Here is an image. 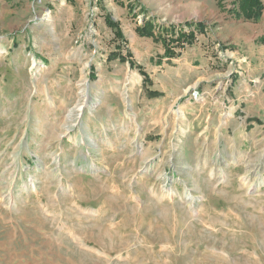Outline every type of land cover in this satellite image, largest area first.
<instances>
[{"label":"rangeland","instance_id":"1","mask_svg":"<svg viewBox=\"0 0 264 264\" xmlns=\"http://www.w3.org/2000/svg\"><path fill=\"white\" fill-rule=\"evenodd\" d=\"M194 1L0 0V264H264V11Z\"/></svg>","mask_w":264,"mask_h":264},{"label":"trees","instance_id":"2","mask_svg":"<svg viewBox=\"0 0 264 264\" xmlns=\"http://www.w3.org/2000/svg\"><path fill=\"white\" fill-rule=\"evenodd\" d=\"M234 6L230 9V14L235 19H241L244 21H253L256 22L260 20L264 11V3L262 0H236V3L233 4ZM130 9V8H129ZM132 10V9H130ZM107 23L110 26H113L115 30V35L120 37V31L117 29V25L114 24L110 17L107 18ZM138 34L142 36L148 37H155L157 40H160L164 46V55L165 57H173L176 56L177 53L174 52V49L169 48V43L175 42L179 44L182 40L190 41L192 39V34L185 35L184 33H178L177 37H171L168 40L162 39L159 35H154L152 27L149 23H143L142 26L137 27ZM259 42L264 43V35L259 38ZM120 60H125L120 58ZM130 65L133 66L134 64L130 62ZM145 75V73H143ZM146 76V75H145Z\"/></svg>","mask_w":264,"mask_h":264},{"label":"crops","instance_id":"3","mask_svg":"<svg viewBox=\"0 0 264 264\" xmlns=\"http://www.w3.org/2000/svg\"><path fill=\"white\" fill-rule=\"evenodd\" d=\"M200 2H202V1L197 0V1H194V2L190 3V4L193 5V12L199 13V10L203 8V6H200L199 5ZM205 6L206 5H204V7ZM223 18H224V20H223V26H228L231 23V21H232V19L229 18V17H225L224 16ZM251 24L257 25V22L256 23H251ZM255 38H257V35H255L254 38L250 35L248 39H255Z\"/></svg>","mask_w":264,"mask_h":264},{"label":"bare ground","instance_id":"4","mask_svg":"<svg viewBox=\"0 0 264 264\" xmlns=\"http://www.w3.org/2000/svg\"><path fill=\"white\" fill-rule=\"evenodd\" d=\"M79 109H81V106L79 107Z\"/></svg>","mask_w":264,"mask_h":264}]
</instances>
